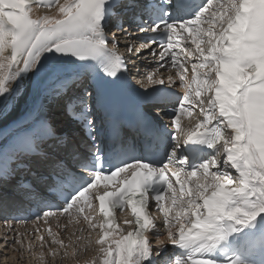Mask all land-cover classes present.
Wrapping results in <instances>:
<instances>
[{"label": "snow or ice", "instance_id": "obj_1", "mask_svg": "<svg viewBox=\"0 0 264 264\" xmlns=\"http://www.w3.org/2000/svg\"><path fill=\"white\" fill-rule=\"evenodd\" d=\"M30 2L58 6L62 16L32 18ZM121 7L122 0H0V118H7L10 104L15 107L24 78H33L30 73L37 81L57 84L66 83L69 75L94 73L90 82L81 81L76 99L63 105L70 120L87 130L89 151L65 156L53 146L46 152L43 146L49 140L60 145L66 140L34 115L33 103L26 115L31 124L16 121L9 145L0 146V179L17 168L28 169L35 158L31 162L48 172L64 201L58 209L41 213L48 216L57 210L67 213L77 201L90 199L102 179L111 182L127 173L118 191L96 198L105 217L130 205L137 227L100 249L102 264H264V0H159L146 6V18L138 24L139 32L149 35L142 37L140 47L158 45L161 51L151 53L162 62L157 71L176 68L177 86L185 88L184 94L169 91L165 79H154V74L139 81L140 89L127 84L128 61L118 37H109V23ZM117 28L126 32L122 23ZM188 40L195 50L181 51L197 61L191 65L194 96L186 62L175 51L180 41ZM168 81L174 83V78ZM149 84L160 87L148 91ZM125 86L138 102L164 115L172 104L171 134L155 120L141 117L145 134L159 143V151L134 155L120 137L118 121L109 118L105 128L97 119L106 94ZM206 93L205 102L201 97ZM36 94L55 102L57 89L38 83ZM197 106L203 119L185 133L181 116H191ZM150 196L164 213L166 232L147 214ZM169 198L179 207L175 216L161 203ZM102 228L100 245L113 224L106 222ZM149 230L156 246L148 240ZM165 242L172 245L171 252Z\"/></svg>", "mask_w": 264, "mask_h": 264}, {"label": "bare ground", "instance_id": "obj_2", "mask_svg": "<svg viewBox=\"0 0 264 264\" xmlns=\"http://www.w3.org/2000/svg\"><path fill=\"white\" fill-rule=\"evenodd\" d=\"M31 13H32V16L34 18H37V17H44V16H48V17H58L59 15H57V12H52V14H48V15H42L43 13L42 12H38L37 10H35L34 8L31 10ZM29 77H32V73L29 74ZM31 83H32V80L29 79L28 77H25L24 78V84L23 86L21 87L23 89V87L26 88V92L24 93L25 96L23 97H19V95L17 96L16 100L13 102L15 107L13 106V104H10L9 105V110H11L8 115H7V118L6 119H1V124H3V126L1 127V130H0V136L3 135L5 132L9 131V128H11L14 124V122L18 119H20L22 117V115L25 114L26 112V102H27V98H28V94H29V89H30V86H31ZM48 99H46V97L44 98L43 97V100L41 101V105L39 107L40 109V113L43 114V118L45 117L46 119H51L52 116H58L59 115V110L58 109H54L53 107H49L48 104L49 102H47ZM42 106V107H41ZM229 132L231 131L230 129L228 130ZM13 135L14 133L12 132H8L7 133V138L8 136L10 135ZM9 141V139H8ZM7 141V142H8ZM11 141V139H10ZM9 141V143H10ZM6 142V143H7ZM5 143V144H6ZM7 143V146L8 144ZM1 146V145H0ZM4 146V145H3ZM6 146V145H5ZM1 229H3L4 227L3 226H0ZM8 229V227H5ZM31 231H35L36 228H30ZM33 231V232H34ZM122 231H125L124 228H121L120 229V232ZM19 235V236H22L23 238H26L28 239L29 241H33L35 240L34 238L37 237V241L34 242L31 246L32 248L34 247V245L36 246V248L33 249V252L36 251V250H39L41 248H44V249H48L51 247V245H53L52 247H55V249H57V243H54L53 239H51V237H48L46 236L44 239V244H41V242L39 241L40 239L38 238V236H30L28 233L26 232H16V231H13L11 233H9V236H7L5 234V230H0V253H1V249H3V252L5 253V255H10L11 254V258H7V256L5 255H0V264H12L13 262H15V260L18 262L20 261V259H22L23 261H25V258L28 257V255H26L25 253H27V251L24 249L26 247V245L29 244V242H26V241H22V243H17L18 245H12L10 241H12L11 239L13 238L14 235ZM114 234V233H113ZM112 234V235H113ZM7 236V238L5 237ZM123 235H121L122 237ZM48 237V238H47ZM121 237H116V238H113L111 236V243L114 241V240H117V239H120ZM4 238L6 240H8V242H5L4 241ZM30 238V239H29ZM71 238V237H70ZM73 238V237H72ZM14 239V238H13ZM18 239V238H17ZM83 238H79L77 237V240L75 241L76 243L80 240H82ZM99 240V239H98ZM73 241V239H67L66 241L63 242V245L62 247H66L68 248V250H72L73 248L71 247V242ZM13 242V241H12ZM74 242V243H75ZM2 243V244H1ZM36 243V244H35ZM40 243V244H39ZM11 245V246H10ZM23 245V246H22ZM47 246V247H46ZM86 246L87 248L85 250H88V255L90 254V258H88V261H83L82 264H102V259H103V253L100 251V246L98 244H96V239L91 238L89 239L88 243L87 244H84L82 247ZM90 246V247H89ZM113 247H115V245L113 244ZM104 248V247H103ZM48 251H52L50 253L54 254L56 252H53V249L50 248L48 249ZM48 251H44L45 253H48ZM63 251V250H62ZM43 252V251H42ZM10 253V254H9ZM29 261V260H27ZM50 261H48L49 263ZM72 264H75L73 262H75V259H72L71 260ZM47 263V262H46ZM45 263V264H46ZM80 263V264H81Z\"/></svg>", "mask_w": 264, "mask_h": 264}, {"label": "rangeland", "instance_id": "obj_3", "mask_svg": "<svg viewBox=\"0 0 264 264\" xmlns=\"http://www.w3.org/2000/svg\"><path fill=\"white\" fill-rule=\"evenodd\" d=\"M41 12L43 13L42 15H44V14L45 15H48V13H44L43 11H41ZM55 12H57V15H60L59 9L58 10L56 9L54 11V13ZM49 14H52V13H49ZM26 88H27V86L25 88L23 87V89L21 88V92H20L19 97L25 96L24 93L26 92ZM206 101H207V99H205V102ZM47 102H49V100H47ZM1 119L2 118H0V123H1ZM2 126H3V124L0 125V130H1V127ZM7 141H8V138L5 135L3 138L0 139V145L1 146H3V145L4 146L5 145L7 146V143H9V141L8 142ZM124 232L125 231L116 232V233H114L112 235V237L113 238L121 237V235H123ZM14 236H13L14 239L13 238L11 239L12 241L13 240L14 241L13 242L10 241L12 245L13 244L14 245H18L17 243H22L23 240L24 241L27 240L26 242H29V244L26 245V247L24 248L27 251V253H25V254L28 255V257L25 258V261H23L22 259H20V261L17 262L15 260V262H13L12 264H45L46 262H47L46 264H72V262H71L72 259H75V262H73V263L80 264L81 262L83 263V261H88V258H90V256H91L90 254L88 255V253H89L88 250H85L87 247L86 246L82 247L84 244H87L88 243L89 239L87 241H85L84 239H82V240H80V241H78L76 243L75 241L77 240V238H74V237L72 238V236L66 237L67 239H73V241L71 242V247L73 249L69 251L68 248H66V247H60L59 245H57V249H55V247H52L53 245H51L50 248L53 249V252H55V250H56V252L54 254H52V253H50L52 251H50V252L48 251V249H50V248H48V249L41 248V249L36 250V251L33 252V249L36 248V246L34 245V247L32 248L31 243L33 244L34 242H36L37 241V237L34 238L35 240L29 241L28 239L23 238L22 236H19V235L17 236L16 234ZM97 241H98V239L96 240V244H98ZM98 245L100 246V248H102V245H100V244H98ZM1 250L3 251V249H1ZM44 251H48V253H45ZM2 254L5 255V253L1 252L0 255H2ZM5 256H7L8 259L11 258V254L10 255H5ZM27 260H29V261H27ZM48 261H50V262L48 263Z\"/></svg>", "mask_w": 264, "mask_h": 264}]
</instances>
